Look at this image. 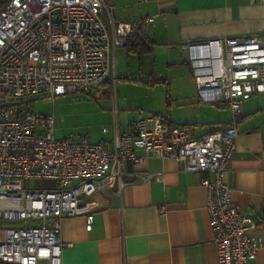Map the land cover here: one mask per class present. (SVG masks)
Segmentation results:
<instances>
[{
    "label": "built area",
    "instance_id": "1",
    "mask_svg": "<svg viewBox=\"0 0 264 264\" xmlns=\"http://www.w3.org/2000/svg\"><path fill=\"white\" fill-rule=\"evenodd\" d=\"M140 33L141 23L117 20L108 0H0V262L62 264L72 245L61 235L63 217L86 214L91 230L93 196L115 185L121 190L126 165L144 157L213 173L203 185L218 264H249L264 246V232L254 235L258 223L238 209L224 180L243 105L264 92V32L187 44L200 98L226 102L233 116L225 128L201 136L151 114L125 132L117 116L108 140L57 137L54 113L25 105L66 94L103 97L116 80L117 49ZM135 175L149 182L156 174ZM45 179L54 185L37 183Z\"/></svg>",
    "mask_w": 264,
    "mask_h": 264
},
{
    "label": "crops",
    "instance_id": "2",
    "mask_svg": "<svg viewBox=\"0 0 264 264\" xmlns=\"http://www.w3.org/2000/svg\"><path fill=\"white\" fill-rule=\"evenodd\" d=\"M108 2L117 20L141 23L139 35L149 44L147 51H141L138 37L129 48L119 47L125 58L138 62L135 83L149 88L162 85L170 105L165 113H140L124 129L119 122L120 130L130 131L137 119L151 114L171 125L190 126L196 136L225 128L233 118L226 102H210L211 106L200 98L196 82L192 89L190 82L179 79L176 84L172 76L185 74V67L193 73L187 46L191 41L264 32V0ZM150 17L154 19L149 21ZM210 50L216 53L217 44L212 43ZM212 64L217 70V61ZM160 76L168 83H155ZM238 131L224 180L232 188L238 209L251 213L258 223L254 232L258 236L264 232V92L253 94L244 103ZM144 172L156 175L142 182L135 173ZM205 177L213 178V173L185 171L182 163L172 158L144 157L136 165L128 163L121 190L115 185L93 196L97 206L91 230L86 227V214L63 217L61 235L72 245L63 250L62 264H218ZM249 264H264V246Z\"/></svg>",
    "mask_w": 264,
    "mask_h": 264
},
{
    "label": "rangeland",
    "instance_id": "3",
    "mask_svg": "<svg viewBox=\"0 0 264 264\" xmlns=\"http://www.w3.org/2000/svg\"><path fill=\"white\" fill-rule=\"evenodd\" d=\"M121 48L117 52L116 75L118 76L109 87L110 91L101 98H95L91 95L66 94L56 97L54 100L49 97L37 98L31 102L25 103L33 109L45 113H54L56 117V136L65 137L74 135H89L93 141H102L107 136L113 134V121L118 116L121 129H124L127 122L135 116L142 113L148 114L153 110H161L163 113L167 110V99L164 87L162 85L156 88L136 84L133 80V74L138 69V62L125 58ZM129 61V62H128ZM185 74L172 76V79L179 84L180 80L190 82L195 88V80L192 72L185 67ZM127 71H129L127 73ZM124 73V76H121ZM129 73L131 75H129ZM138 75V74H137ZM127 77V80L121 78ZM142 81L138 80L137 83ZM79 98L77 99V97ZM169 101H173L170 99ZM117 103V112L114 105ZM211 105L210 102H208ZM176 106V103H174ZM212 106V105H211ZM106 126L109 133L104 134L102 127ZM42 187H52L53 180L45 179L38 181ZM0 264H10L0 262Z\"/></svg>",
    "mask_w": 264,
    "mask_h": 264
},
{
    "label": "trees",
    "instance_id": "4",
    "mask_svg": "<svg viewBox=\"0 0 264 264\" xmlns=\"http://www.w3.org/2000/svg\"><path fill=\"white\" fill-rule=\"evenodd\" d=\"M141 35H133V36H131L129 39H128V41H127V43L125 44V46H127L128 48H129V44H130V42L134 39V38H137L138 39V37H139V44H140V50L141 51H147L148 49H149V44L148 43H146L145 42V40L143 39V38H141L140 37ZM133 80H136L135 78L133 79ZM156 80V82L155 83H168L167 82V79L166 78H163V77H158L157 79H155ZM154 83V82H153Z\"/></svg>",
    "mask_w": 264,
    "mask_h": 264
}]
</instances>
